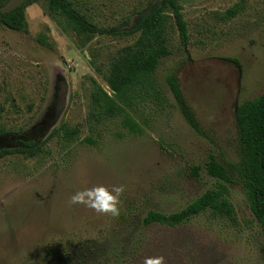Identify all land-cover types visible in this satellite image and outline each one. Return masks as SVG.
I'll list each match as a JSON object with an SVG mask.
<instances>
[{
    "label": "rangeland",
    "instance_id": "374dc122",
    "mask_svg": "<svg viewBox=\"0 0 264 264\" xmlns=\"http://www.w3.org/2000/svg\"><path fill=\"white\" fill-rule=\"evenodd\" d=\"M83 1L100 25L113 26L151 0ZM236 4L240 12L224 20ZM184 17L189 46L179 49L171 33L172 54L155 72L169 107L138 110L140 136L118 120L95 125L85 115L88 77L109 92L90 54L104 62L126 40L96 37L81 48L39 4L25 10L27 33L0 27V123L15 132L0 139V147L43 144L37 156L0 160V264H143L149 256H163L164 264H264V238L236 177L226 184L234 222L202 214L175 228L140 227L147 211H178L215 185L203 168L209 155L236 162V107L264 90V0H189ZM42 35L50 47L38 42ZM168 73L176 75L199 133L172 105ZM62 123L80 128L77 141H45ZM195 165L201 170L193 178ZM120 185L116 217L69 203L85 188Z\"/></svg>",
    "mask_w": 264,
    "mask_h": 264
},
{
    "label": "trees",
    "instance_id": "16d2710c",
    "mask_svg": "<svg viewBox=\"0 0 264 264\" xmlns=\"http://www.w3.org/2000/svg\"><path fill=\"white\" fill-rule=\"evenodd\" d=\"M189 0H151L146 5L133 9L113 26L100 25L85 7L83 0H27L21 6L0 13V27L27 33L25 10L28 6L39 4L51 21L65 34L78 37L79 47L87 45L96 37L121 38L127 44L107 55L104 62L91 53L89 63L102 78L109 92L94 78L88 77L89 99L87 104V123L99 125L105 121L118 120L121 127L130 135L140 136L143 128L136 120V112L142 107H155L161 110L169 107L166 93L157 79L159 64L172 54L171 33L177 34L179 49L189 46L188 24L184 17V7ZM8 0H0V7ZM240 12L238 4L223 14L224 20H231ZM43 46L47 43L45 36L38 37ZM164 85L173 100L174 108L184 122L194 131L200 132L198 120L188 105L178 79L174 73H168ZM0 109V120H1ZM145 122V120H142ZM240 148L236 162L223 164L213 155L203 168L215 179V185L197 198L187 203L178 211L162 213L149 210L141 218L140 227L159 225L175 228L185 225L202 214L210 217L235 221V210L229 200V189L236 177L241 183L243 194L252 216L264 238V90L252 99L241 101L235 110ZM17 133V132H16ZM15 132L4 129L0 123V139ZM80 128L66 123L54 128L46 140L57 138L66 146L77 141ZM26 149H6L0 147V160L12 154L34 157L42 152V145L35 141L24 143ZM201 166L189 168V174L199 176ZM86 243L81 245L85 246ZM264 258V243L262 249Z\"/></svg>",
    "mask_w": 264,
    "mask_h": 264
},
{
    "label": "clouds",
    "instance_id": "9594fccd",
    "mask_svg": "<svg viewBox=\"0 0 264 264\" xmlns=\"http://www.w3.org/2000/svg\"><path fill=\"white\" fill-rule=\"evenodd\" d=\"M124 190L123 185L114 186L110 190L104 186L85 188L72 195L69 203L72 205L82 204L93 209L96 213L111 214V216L116 217L119 215V197ZM143 264H164V257H145Z\"/></svg>",
    "mask_w": 264,
    "mask_h": 264
},
{
    "label": "water",
    "instance_id": "95a60500",
    "mask_svg": "<svg viewBox=\"0 0 264 264\" xmlns=\"http://www.w3.org/2000/svg\"><path fill=\"white\" fill-rule=\"evenodd\" d=\"M27 0H8V2L0 7V13H6L9 12L19 6H21L24 2Z\"/></svg>",
    "mask_w": 264,
    "mask_h": 264
}]
</instances>
